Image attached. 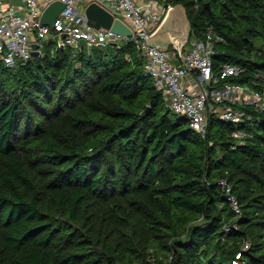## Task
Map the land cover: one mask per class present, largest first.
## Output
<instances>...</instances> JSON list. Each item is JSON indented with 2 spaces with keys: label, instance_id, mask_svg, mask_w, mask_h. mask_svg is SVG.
<instances>
[{
  "label": "trees",
  "instance_id": "trees-1",
  "mask_svg": "<svg viewBox=\"0 0 264 264\" xmlns=\"http://www.w3.org/2000/svg\"><path fill=\"white\" fill-rule=\"evenodd\" d=\"M205 1L173 0L226 38L215 67L245 65L246 81L264 68V0ZM143 64L132 44L74 57L52 40L0 62V264H234L244 239L243 264H264V119L211 116L202 136ZM224 175L242 206L230 232Z\"/></svg>",
  "mask_w": 264,
  "mask_h": 264
},
{
  "label": "built area",
  "instance_id": "built-area-1",
  "mask_svg": "<svg viewBox=\"0 0 264 264\" xmlns=\"http://www.w3.org/2000/svg\"><path fill=\"white\" fill-rule=\"evenodd\" d=\"M52 1L22 0L23 4H16L0 0V62L18 68L35 56L34 49L39 50L38 55H43L45 44L51 40L55 41V48L70 47L74 57L98 45L115 42V46L122 48L132 44L138 55L144 57L145 72L151 76L167 106L202 136L207 133L211 116L237 126L264 119V68L240 82L234 79L247 73V66L225 61L215 67L216 47L226 38L214 25H208L202 33L192 29L182 55L171 46L161 48L147 43L174 4L173 0H62L65 6L54 22L42 24L41 15ZM92 1L126 23L131 34L119 33L111 26L90 25L86 7ZM194 6L199 8V0ZM34 42L38 43L37 48ZM127 58L130 60L131 56L128 54ZM231 134L244 142L248 132L236 128ZM218 183L233 211L223 229L226 232L238 230V219L242 215L238 196L226 175L219 177ZM242 242L234 264H243V251L250 247L248 239Z\"/></svg>",
  "mask_w": 264,
  "mask_h": 264
},
{
  "label": "water",
  "instance_id": "water-1",
  "mask_svg": "<svg viewBox=\"0 0 264 264\" xmlns=\"http://www.w3.org/2000/svg\"><path fill=\"white\" fill-rule=\"evenodd\" d=\"M12 3L23 4L22 0H11ZM65 6L62 0H54L49 3L42 15V24H51L57 15ZM204 6L210 8V1L206 0ZM88 23L97 28L112 27L115 31L122 34H131V28L96 1H92L86 7ZM192 31V23L188 15L186 6L182 3H174L167 11L160 25L151 33L147 43L154 44L161 48L171 46L182 55L183 48L186 45ZM115 45V42H112ZM33 46L38 47L34 42ZM39 50L34 49L33 55H38Z\"/></svg>",
  "mask_w": 264,
  "mask_h": 264
}]
</instances>
